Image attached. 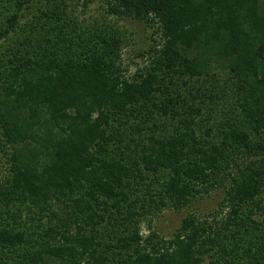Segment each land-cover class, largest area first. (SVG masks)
Instances as JSON below:
<instances>
[{"label":"trees","instance_id":"trees-1","mask_svg":"<svg viewBox=\"0 0 264 264\" xmlns=\"http://www.w3.org/2000/svg\"><path fill=\"white\" fill-rule=\"evenodd\" d=\"M39 1L0 0V264H264V0H109V15L157 27L132 75L119 29L84 26L66 0L22 24ZM63 12L65 26L48 23ZM172 73L202 84L168 85ZM235 85V119L197 101L225 102ZM189 111H209L211 139ZM214 186H230L221 223L142 233Z\"/></svg>","mask_w":264,"mask_h":264},{"label":"rangeland","instance_id":"rangeland-1","mask_svg":"<svg viewBox=\"0 0 264 264\" xmlns=\"http://www.w3.org/2000/svg\"><path fill=\"white\" fill-rule=\"evenodd\" d=\"M108 1L109 0H66L68 6L66 12L69 13V15L72 16L75 20L81 22L84 26L88 25V27H90L91 29L94 28L96 25L105 23L106 21L112 24L114 28L119 29L123 37V45L121 51L122 65L124 69H128L127 75H132L137 71V69L142 68L143 65H149L147 64L149 61L147 53L152 47L155 46L156 41L159 40V34L156 30L157 27L155 25H152L151 22L146 21L145 19H138L128 16L118 17L116 15H109L107 11ZM47 4L48 1L45 0H40L39 4H33L32 8L30 9L32 10V14H28V18H23L21 23L26 24L27 21H29V19L31 18V16H34V14L37 13L36 11L40 8L41 11H38V13L42 11H48L49 7L47 6ZM7 15H5V11H0V23L4 26L7 23ZM64 17L65 12L59 13L52 19H47V21L51 25L55 26V28H57L58 25L62 27L65 26L66 23H68V20L64 21ZM51 35L52 32L43 37V43H46L48 37H51ZM170 75H172L170 78L171 80L168 79L169 77L166 76H164L163 78L164 80H166V83L168 85H184V79L185 81H191V85L195 87H198L197 85L202 84L201 81H196L197 79H187V77H182L178 75V73H172ZM188 88H190V86H188ZM236 88L237 85L232 87L228 95L225 97L227 99V101L225 102L220 101L219 103H211L208 101L206 95L197 96L196 94L197 101L201 103H203V101H206L207 106L208 104H210V106L212 104V110L218 111L219 115L221 116H223V114L226 112H230V115H233V119H235L238 114L240 116L242 115V103L244 97L246 96V93H244V91H236ZM186 98L190 100L188 96ZM204 106L205 105H203V107ZM223 109L225 111H223ZM209 111L204 112V114L201 116H195L194 113L190 111L189 115L185 114L188 118L192 117L194 119V122L192 123H194L193 125L197 127L196 134L198 137H201L203 135L205 138L211 139V137H213L214 135L213 133H211L210 137L205 136V134H207L206 131L208 130V127L210 125H213L212 121L208 120V118L210 117L209 115H211L208 113ZM228 118L229 116H225L223 120L226 121L228 120ZM177 119H181L182 121L186 120V118H184L183 116ZM177 125L178 122L174 121L171 122V124L167 127L168 131L176 137L181 136L184 132L183 130L175 131ZM246 127L248 126L246 125ZM157 133H164L166 134L165 136H168L169 134L168 132H161L160 130ZM253 140H262V142H264V138L262 137H254ZM176 153L178 154L179 152L177 151ZM183 157L184 159L181 160L182 163H185V155ZM190 158L193 159V156H190ZM0 171L1 177L4 174L3 172L5 171V168L0 167ZM156 174L158 175V173ZM163 181L162 179L161 181H155L154 179L155 185L157 186V190L155 192V199L158 198L157 195L162 189V185L160 183H162ZM229 187L230 186H214L209 190L208 193L199 196L196 200H193L190 203H186L181 208H176L172 204L163 207L161 210L156 211L155 214H152L151 217L147 218L148 220L142 223V233L146 235L149 231L148 225L151 224L153 229L157 231L160 235L170 238L179 229L183 218L193 215H196L199 218H207L209 221L215 219V221L217 220V222L221 223L223 220L226 219V215H228L231 210L230 206H227L224 200L225 196H227L226 190L229 189ZM139 194H142L141 190L139 191ZM250 236H254L252 232Z\"/></svg>","mask_w":264,"mask_h":264}]
</instances>
